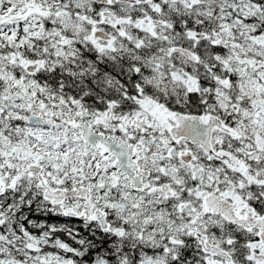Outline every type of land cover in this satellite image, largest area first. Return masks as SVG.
Wrapping results in <instances>:
<instances>
[{"label":"snow or ice","instance_id":"1","mask_svg":"<svg viewBox=\"0 0 264 264\" xmlns=\"http://www.w3.org/2000/svg\"><path fill=\"white\" fill-rule=\"evenodd\" d=\"M0 264H264V0H0Z\"/></svg>","mask_w":264,"mask_h":264}]
</instances>
